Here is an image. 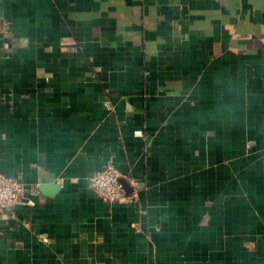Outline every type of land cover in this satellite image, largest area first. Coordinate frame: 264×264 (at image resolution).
Segmentation results:
<instances>
[{
	"label": "crops",
	"instance_id": "obj_1",
	"mask_svg": "<svg viewBox=\"0 0 264 264\" xmlns=\"http://www.w3.org/2000/svg\"><path fill=\"white\" fill-rule=\"evenodd\" d=\"M0 172V264H264V0H0Z\"/></svg>",
	"mask_w": 264,
	"mask_h": 264
},
{
	"label": "built area",
	"instance_id": "obj_2",
	"mask_svg": "<svg viewBox=\"0 0 264 264\" xmlns=\"http://www.w3.org/2000/svg\"><path fill=\"white\" fill-rule=\"evenodd\" d=\"M122 180L132 189L129 194L126 193ZM135 186L136 181L122 174L112 161L107 162L89 181V187L94 195L103 203L110 205L133 201L136 196ZM28 194L36 196L38 191L29 189L16 178L0 172V217L18 205Z\"/></svg>",
	"mask_w": 264,
	"mask_h": 264
},
{
	"label": "water",
	"instance_id": "obj_3",
	"mask_svg": "<svg viewBox=\"0 0 264 264\" xmlns=\"http://www.w3.org/2000/svg\"><path fill=\"white\" fill-rule=\"evenodd\" d=\"M125 191L127 194H129L132 189L127 185V183L125 181H121ZM39 190L42 194H47L49 196H53L54 193L58 190V186L57 184H53V185H42L39 187Z\"/></svg>",
	"mask_w": 264,
	"mask_h": 264
}]
</instances>
